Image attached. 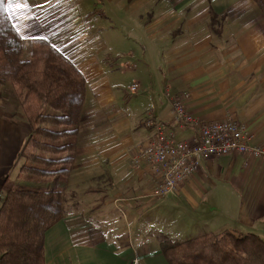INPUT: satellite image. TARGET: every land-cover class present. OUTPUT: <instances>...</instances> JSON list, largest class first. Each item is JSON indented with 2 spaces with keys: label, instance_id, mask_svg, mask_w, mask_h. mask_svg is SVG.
<instances>
[{
  "label": "crops",
  "instance_id": "obj_1",
  "mask_svg": "<svg viewBox=\"0 0 264 264\" xmlns=\"http://www.w3.org/2000/svg\"><path fill=\"white\" fill-rule=\"evenodd\" d=\"M6 9L23 39L46 38L84 79L67 181L83 194L71 196L70 214L46 230L44 264H169L152 235L125 230L157 199L147 169L130 160L154 134L143 120L175 129L170 99L178 96L199 122L229 116L245 126L250 143L264 145L262 9L254 0H6ZM9 90L0 80V190L5 178L13 180L29 132ZM195 132L191 126L175 136L190 140ZM166 196L215 208L220 219L206 221L209 231L264 236V160L203 156ZM112 207L122 211L119 226L107 218L91 230L87 214L108 215Z\"/></svg>",
  "mask_w": 264,
  "mask_h": 264
},
{
  "label": "trees",
  "instance_id": "obj_2",
  "mask_svg": "<svg viewBox=\"0 0 264 264\" xmlns=\"http://www.w3.org/2000/svg\"><path fill=\"white\" fill-rule=\"evenodd\" d=\"M254 1L264 13V0ZM0 78L20 97L21 113L29 126L17 159L64 163L61 170L37 168L40 174L24 176L23 181L8 177L3 181L0 264H44V234L60 219V196L74 158L84 79L46 38L25 40L19 35L6 0H0ZM42 148L62 152L50 159ZM28 176L36 183L26 182ZM161 252L169 264H264V236L227 229L207 231L164 243Z\"/></svg>",
  "mask_w": 264,
  "mask_h": 264
},
{
  "label": "built area",
  "instance_id": "obj_3",
  "mask_svg": "<svg viewBox=\"0 0 264 264\" xmlns=\"http://www.w3.org/2000/svg\"><path fill=\"white\" fill-rule=\"evenodd\" d=\"M136 84L130 89L135 90ZM175 129L160 120L147 117L143 124L154 129L153 136L139 145L130 156L134 168L147 169L152 180L151 196L162 198L172 193L191 176L203 156L227 153L245 154L264 160V145L250 143L251 135L243 124L226 116L199 122L185 108L180 97L170 99ZM193 126L190 140L177 139L176 129Z\"/></svg>",
  "mask_w": 264,
  "mask_h": 264
},
{
  "label": "rangeland",
  "instance_id": "obj_4",
  "mask_svg": "<svg viewBox=\"0 0 264 264\" xmlns=\"http://www.w3.org/2000/svg\"><path fill=\"white\" fill-rule=\"evenodd\" d=\"M122 16H118L114 18L115 27L118 25L120 26V19ZM126 33V32H125ZM25 43V42H24ZM26 46V43L24 44ZM0 80L4 81L6 84L9 85L10 90L9 94H12L14 97L18 99L19 102V111L20 109V97L17 96L12 89L11 84L0 78ZM11 92V93H10ZM2 93H5L2 92ZM22 114V113H21ZM23 116V115H22ZM146 119V118H145ZM144 119V120H145ZM143 120V121H144ZM42 151L46 152L45 157L49 156L48 158L52 159V157L62 152L61 148L58 149H47L42 148ZM48 159V160H50ZM17 160V167L15 168V173L13 175L14 182H19L20 180H24L23 177L27 175L33 174H40L37 173V168L39 169H49L52 170H61L63 168V161H32L26 159H16ZM19 175V176H18ZM39 176V175H38ZM49 178V177H48ZM41 179V178H40ZM26 182L29 183H36L33 177L28 176L25 179ZM69 182V179L67 180ZM68 185V183H67ZM67 187V186H66ZM63 188V191L60 196V204L59 210L61 216L63 214L68 215L72 209L70 199L71 196L73 197H80L83 192H79L78 190L73 189L71 184L68 185L69 189ZM72 192V193H71ZM148 209H145L144 213L141 216H138L136 223L132 224L131 227L127 225L125 230L134 231L137 236H153V239L158 243V245H162L164 243L173 242L175 240L185 239L191 236H195L204 232L209 231L208 226L206 225V221L209 220H216L217 218L220 219V214L216 217L215 208H203V209H192L191 207H187L184 205L181 196H178V201H175L168 196L162 197L160 199L153 200L152 204ZM184 205V206H183ZM198 209V210H197ZM109 214L101 215L100 212L96 213H88L86 221H90L91 230L95 227L100 229L102 228L101 225L104 227L106 224L107 218H114V221L117 223L115 225L119 226L120 219H122V211H120L117 207L110 208ZM60 216V217H61ZM74 222V221H73ZM79 226H84L83 223H76ZM87 225V224H86ZM90 230V229H89Z\"/></svg>",
  "mask_w": 264,
  "mask_h": 264
}]
</instances>
